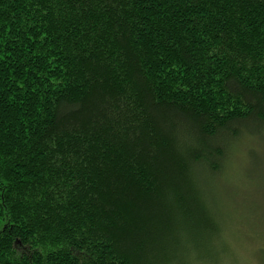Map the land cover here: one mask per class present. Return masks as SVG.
Segmentation results:
<instances>
[{"label":"trees","instance_id":"obj_1","mask_svg":"<svg viewBox=\"0 0 264 264\" xmlns=\"http://www.w3.org/2000/svg\"><path fill=\"white\" fill-rule=\"evenodd\" d=\"M253 136L264 0H0V264H247Z\"/></svg>","mask_w":264,"mask_h":264},{"label":"rangeland","instance_id":"obj_2","mask_svg":"<svg viewBox=\"0 0 264 264\" xmlns=\"http://www.w3.org/2000/svg\"><path fill=\"white\" fill-rule=\"evenodd\" d=\"M251 140V149L233 155L236 171L225 173L227 181L223 179L221 191L233 214L230 222L235 223L237 232L232 237L234 247L247 264H264V137L253 136ZM227 242L234 250L233 239Z\"/></svg>","mask_w":264,"mask_h":264}]
</instances>
